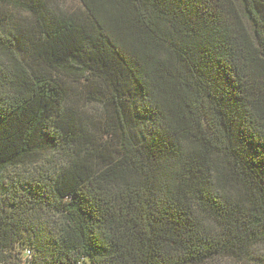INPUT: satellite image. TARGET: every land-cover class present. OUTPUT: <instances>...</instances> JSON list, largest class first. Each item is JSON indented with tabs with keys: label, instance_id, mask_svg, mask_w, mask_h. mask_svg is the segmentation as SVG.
<instances>
[{
	"label": "trees",
	"instance_id": "16d2710c",
	"mask_svg": "<svg viewBox=\"0 0 264 264\" xmlns=\"http://www.w3.org/2000/svg\"><path fill=\"white\" fill-rule=\"evenodd\" d=\"M78 2L0 0V264H264V0Z\"/></svg>",
	"mask_w": 264,
	"mask_h": 264
},
{
	"label": "rangeland",
	"instance_id": "374dc122",
	"mask_svg": "<svg viewBox=\"0 0 264 264\" xmlns=\"http://www.w3.org/2000/svg\"><path fill=\"white\" fill-rule=\"evenodd\" d=\"M60 6L66 8H76L80 6L78 0H57Z\"/></svg>",
	"mask_w": 264,
	"mask_h": 264
},
{
	"label": "built area",
	"instance_id": "2783aa9c",
	"mask_svg": "<svg viewBox=\"0 0 264 264\" xmlns=\"http://www.w3.org/2000/svg\"><path fill=\"white\" fill-rule=\"evenodd\" d=\"M30 257V252L27 253V258Z\"/></svg>",
	"mask_w": 264,
	"mask_h": 264
}]
</instances>
